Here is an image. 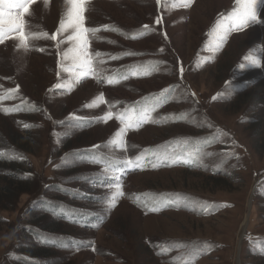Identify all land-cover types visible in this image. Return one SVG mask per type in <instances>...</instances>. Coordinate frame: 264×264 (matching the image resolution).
I'll use <instances>...</instances> for the list:
<instances>
[{
	"label": "rangeland",
	"instance_id": "obj_1",
	"mask_svg": "<svg viewBox=\"0 0 264 264\" xmlns=\"http://www.w3.org/2000/svg\"><path fill=\"white\" fill-rule=\"evenodd\" d=\"M85 7V26L99 29L89 51L104 54L94 58L103 60L99 79L54 87L71 80L62 71L71 61L61 59L71 30L55 41L43 33L56 32L68 0L29 5L27 47L16 32L0 43V264H264V23L228 32L217 48L224 33L214 29L231 27L236 0ZM149 62V74H131ZM112 76L119 83L108 84ZM101 94L103 103L86 107ZM141 111L151 119L127 130L125 148L111 144L123 127L117 115ZM141 153L136 166L122 163ZM115 177L124 195L109 208Z\"/></svg>",
	"mask_w": 264,
	"mask_h": 264
},
{
	"label": "snow or ice",
	"instance_id": "obj_2",
	"mask_svg": "<svg viewBox=\"0 0 264 264\" xmlns=\"http://www.w3.org/2000/svg\"><path fill=\"white\" fill-rule=\"evenodd\" d=\"M36 0H0V43L4 42V39L7 38L11 33L16 32L18 33V39L21 41V45L24 47H27V34L24 31L25 27V21L24 16L29 13V5L35 3ZM49 0H45V4H47ZM182 6L188 7L192 4L193 0H181ZM238 7L234 8L231 13H229L227 20L230 22L231 27L229 28H223L220 27L218 29H214L215 31H222L224 35H221L218 37V43L216 44V47L218 48L220 44H222L226 38L227 33L230 31H239L243 30L244 28H247L248 26L252 24L257 23H264L260 19V9L262 6H264V0H236ZM68 3L71 5V8L66 13V16H62L59 27L57 28L56 32L53 33L51 36L48 35V33H43L44 36H46L50 40H57L58 34L67 32L71 30V34L68 36V40L71 42V47L66 49L62 54V61L68 60L71 61L70 65H66L62 67V71L70 73L71 80L66 81L63 83H57L54 85L56 89L60 88H66L71 87L72 82H79V80L83 77H86L88 75L96 76L97 79H99V72H102L103 69L99 68V64L103 63V60H100L94 64V58L95 57H101L102 53L95 52L94 54L90 53L89 51V33H91L93 36L95 33L99 30L97 28H90L85 26V12L87 4V0H68ZM157 3H160V0H157ZM12 9H18L19 14L16 17L11 16V10ZM7 10V11H6ZM8 15L9 18L5 20V16ZM157 23H160V19L157 18ZM217 25H221V21H217ZM105 29H107L109 26L105 25L103 26ZM144 28L147 29L148 25H144ZM116 30V29H113ZM111 43H114L111 42ZM43 51V49H40ZM163 51V49H161ZM133 53H124L123 55H129ZM112 59H118L119 57L113 56ZM245 59H249L248 57H245ZM253 63H258V61H253ZM151 66V62H149V65L144 66H137L133 65L131 66V74L136 75L137 72L135 69L137 67H142L144 74L148 73V68ZM241 67H244L242 64ZM180 72L183 73V68L181 67ZM59 75V73H57ZM121 79H128L127 75H122ZM108 84H115L119 83V80L115 78V76L108 77L107 78ZM9 92H16L18 91V86L16 89H9ZM168 92V89H164L161 93L155 94L158 97L163 96L164 93ZM217 95H220L219 93ZM216 97H213V100H215ZM104 102L103 94L96 97L95 100H93L92 103L87 104L86 107L92 108L97 106L99 103ZM158 106V105H157ZM34 107V106H33ZM155 110V107L152 109V111ZM112 112L109 111L105 114L104 117H101L100 119L107 121V119H110L112 117ZM120 123L123 125L114 135L115 139H112L110 141L111 144L118 145L120 149L125 148V141L124 136L129 128L132 127H139L141 123L147 122L151 119L150 113L141 111L136 115H132L131 113H121L117 115L116 117ZM83 118L75 117L74 115L70 114L69 120L70 121H80ZM70 127L78 126L77 124H70ZM24 127H29V125L25 124ZM99 146H93L91 150H86V155L94 152V150ZM145 152L151 151L150 149H145ZM144 153H141V155H137L135 159H126L122 161L126 166H136V162L142 160V156ZM76 154H69L66 155L64 158H62V163H69L73 159V157ZM208 155H211L209 153ZM5 156L4 153H0V158H3ZM193 156V153H188V159H183V163L189 164L191 163V157ZM8 158L13 159H23V157L19 156L18 154L12 153L8 156ZM170 159L169 156L165 155L161 158V162L163 160ZM196 159L198 160L199 157L197 156ZM92 161L95 163H103L104 161L100 159H96L94 156L92 157ZM173 162H180V158H176L173 160ZM159 165L157 163H153L152 167L156 168ZM109 171V166H105V172ZM28 175V174H26ZM116 182L114 184L108 185L109 188H114L115 190L111 192L110 196L105 197V201L109 208L115 207L118 199L124 195V192L122 190V183L119 180V177H115ZM155 203V202H154ZM152 210H157L156 208H153ZM53 211H56V208H53ZM60 213L66 215L69 218L74 217V212L70 209H63L60 208ZM75 222V221H73ZM42 242H49L51 240L50 237L41 236ZM61 243H63L61 241ZM75 244V241L73 242ZM77 250H79V246L77 245ZM93 250L95 248L93 247Z\"/></svg>",
	"mask_w": 264,
	"mask_h": 264
},
{
	"label": "trees",
	"instance_id": "obj_3",
	"mask_svg": "<svg viewBox=\"0 0 264 264\" xmlns=\"http://www.w3.org/2000/svg\"><path fill=\"white\" fill-rule=\"evenodd\" d=\"M90 160H91V159H90ZM1 192L4 193L5 195H6L7 193H11V192H10V186H4V187H2ZM22 193H25V192H22ZM12 194H13V193H12ZM28 253L31 254L30 252H28ZM31 255H33V253H32ZM33 257H34V256H33Z\"/></svg>",
	"mask_w": 264,
	"mask_h": 264
}]
</instances>
